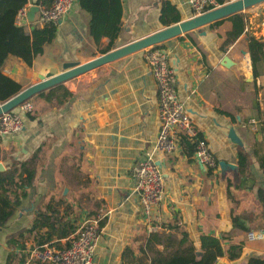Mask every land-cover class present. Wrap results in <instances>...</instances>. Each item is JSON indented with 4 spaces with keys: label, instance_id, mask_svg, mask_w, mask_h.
<instances>
[{
    "label": "crops",
    "instance_id": "obj_1",
    "mask_svg": "<svg viewBox=\"0 0 264 264\" xmlns=\"http://www.w3.org/2000/svg\"><path fill=\"white\" fill-rule=\"evenodd\" d=\"M26 1L27 13L33 6H41L38 0ZM121 1V31L108 52L103 50L110 40L103 38L96 43L90 34L91 16L76 0L70 14L57 24L56 37L44 45L43 54L35 57L22 51V43H18L3 73L25 90L52 69L64 72L66 63L86 64L99 58V50L103 56L194 18L186 0ZM234 1L226 0L223 5ZM246 13L244 33L225 49L233 28L227 19L162 43L176 71L178 96L207 141L216 168L206 171L195 163L194 147L186 140L179 142L173 154L153 156L162 166L165 180L158 233H173L178 239L186 233L198 249L202 236L226 238V248L243 245L239 260L220 258L216 264L246 263L252 255L264 258V238L251 241L248 236L264 233V206L259 202V190L264 191L259 160L264 156V118L256 109L257 104L264 112V60L257 65L259 74L255 77L249 52L250 38L264 43V9L252 13L250 8ZM38 18L39 13L34 22L23 18L27 33L24 44L32 43ZM244 52L249 53L251 62H243ZM62 85L71 94L68 100L59 104L54 97L59 92L51 95L57 86L44 91V96H34V111L24 118V130L1 137L0 148L8 153L0 159L4 166L11 163L10 157L24 161L40 148L46 150L47 160L28 197L0 231V264L19 261L38 244L35 235L24 234L23 241L17 237L11 247L7 246L12 234L32 227L38 207L50 204L77 229L86 220L102 218L93 264H138L150 233L135 188L134 168L151 152L161 126L158 88L144 52L105 64ZM238 146L251 157V176L239 171ZM13 147H21L23 157L10 150ZM3 207L0 198V213ZM74 208L76 214L84 215L79 226V219H73ZM244 214L257 216L253 224L243 221L250 231L233 226L232 217ZM126 250L132 252L124 258Z\"/></svg>",
    "mask_w": 264,
    "mask_h": 264
},
{
    "label": "trees",
    "instance_id": "obj_2",
    "mask_svg": "<svg viewBox=\"0 0 264 264\" xmlns=\"http://www.w3.org/2000/svg\"><path fill=\"white\" fill-rule=\"evenodd\" d=\"M56 0H38V5L51 8ZM82 9L91 16L90 34L99 45L103 38H108L110 44L103 53L111 50L114 41L118 38L121 31L123 7L121 0H78ZM219 5L226 3V0H217ZM26 0H0V102L4 103L23 91V86L12 80L3 73V66L13 51L16 44L22 43V51L33 54L35 57L43 54V47L50 43L57 34V24L37 26L32 32V43L24 44L27 33L22 26L16 24V17L25 8ZM166 12H164L165 14ZM227 20L233 24L232 31L228 33L223 49L236 42L245 31L246 18L242 13L236 14ZM162 16V22H164ZM223 21L215 22L218 25ZM249 52L252 57L254 76H258L257 65L264 60V43L250 38ZM59 92L57 102L63 103L68 100L71 94L64 89L63 85H58L51 90V95ZM42 92L39 96H44ZM259 115L264 118V112L256 104ZM262 131L264 133V121ZM2 138L0 136V145ZM51 147V145L49 146ZM238 165L242 175L250 174L251 157L242 146H238ZM194 152V148H193ZM10 164L5 166L4 171H0V198L4 202V207L0 213V231L11 220L21 201L28 197L29 189L36 184L38 175L44 169L47 160V152L40 148L27 160H19L14 157L9 158ZM262 169L264 170V156L259 158ZM259 202L264 206V191L259 190ZM264 215V212L262 213ZM58 210L53 205L46 208H37L35 220L31 228L21 230L9 237L8 247L12 240L23 237L24 234L35 235L38 245L55 242L61 246V240L67 239L69 244L70 236L73 235L77 227L64 220ZM250 224L255 222V216L250 214L232 217L233 226L236 229L250 231L245 227L243 221ZM101 225V224H100ZM226 238L213 236H202L200 238L199 249L194 247L186 233L180 239L173 233L170 234H150L145 248H142L143 259L138 264H216L218 259L227 258L229 261H237L243 253V245L238 244L226 248L224 246ZM162 246L161 251L158 247ZM132 250H126L123 254L127 258ZM11 259V256H10ZM26 257L23 255L17 264H24ZM9 264V263H8ZM240 264H264V258L250 256L246 263Z\"/></svg>",
    "mask_w": 264,
    "mask_h": 264
},
{
    "label": "built area",
    "instance_id": "obj_3",
    "mask_svg": "<svg viewBox=\"0 0 264 264\" xmlns=\"http://www.w3.org/2000/svg\"><path fill=\"white\" fill-rule=\"evenodd\" d=\"M76 0H56L51 8L40 6L37 20L39 26L58 24L70 14ZM192 8L194 18L202 16L222 5L217 0H186ZM27 16L22 9L16 17V24L23 26V18ZM144 59L158 88V113L160 131L150 153L146 154L138 166L134 168L136 192L150 234L160 232V206L165 198V180L162 166L153 158L156 153L173 154L182 140L194 147L192 158L206 171L216 168L207 141L195 128L189 110L180 100L177 92V75L170 60V55L162 44L143 50ZM243 62H251L248 52L242 55ZM34 111V105L28 100L14 111L0 116V136H14L24 130V118ZM101 217L91 218L83 222L70 239L69 244L61 246L55 242L31 246L27 251L24 264H93L97 243L101 236ZM249 239L262 240L263 232H251Z\"/></svg>",
    "mask_w": 264,
    "mask_h": 264
},
{
    "label": "water",
    "instance_id": "obj_4",
    "mask_svg": "<svg viewBox=\"0 0 264 264\" xmlns=\"http://www.w3.org/2000/svg\"><path fill=\"white\" fill-rule=\"evenodd\" d=\"M264 3V0H236L227 3L221 7L212 10L202 16L192 18L175 26L166 28L150 37L131 43L122 48L109 52L95 60L80 65L76 62H70L63 65L64 72L58 73L57 69H52L46 75H40V82L21 91L8 101L0 104V116L4 113L14 111L24 102L31 100L34 96L58 85H62L76 77L88 73L105 64L114 62L128 55L143 51L146 48L165 43L173 38L183 34L201 29L215 22L230 18L236 14L243 13L246 10ZM40 14V6H33L28 10L27 18L30 22L35 21V16ZM204 34V33H203ZM252 78L249 79L251 81ZM5 166L0 163V171H4Z\"/></svg>",
    "mask_w": 264,
    "mask_h": 264
},
{
    "label": "rangeland",
    "instance_id": "obj_5",
    "mask_svg": "<svg viewBox=\"0 0 264 264\" xmlns=\"http://www.w3.org/2000/svg\"><path fill=\"white\" fill-rule=\"evenodd\" d=\"M264 9V3H261V4H259V5H257V6H255V7H253V8H251V12L252 13H262V10ZM242 14H244V15H246L247 13L246 12H243ZM102 56V54H101V51L99 50L98 52H97V54H96V57H101ZM82 65V64H81ZM90 72H92V71H90ZM90 72H88V73H90ZM261 72H263V71H261ZM85 74H87V73H85ZM84 75V74H83ZM82 76V75H81ZM78 77H80V76H78ZM78 77H76V78H78ZM75 78V79H76ZM0 104H1V102H0ZM29 116H31V115H29ZM14 149H10V150H13L14 152L17 150V152L19 153V156L20 157H23V152L21 151V147H13ZM9 152H12V151H9ZM8 157V153H6L5 151H3L1 148H0V159L2 160L3 158H7ZM76 209L74 208V213L75 214H73V219H79V222H77V225L79 226L81 223H82V217H84V215L82 216V215H80L81 213H77L76 214ZM254 216V215H253ZM257 220V216H255V221ZM19 238V237H18ZM22 241H23V239L22 238H20ZM12 242H14V240H12L11 242H10V244H12ZM19 257V256H18ZM17 261H18V258L14 261V263L13 264H16L17 263ZM16 262V263H15Z\"/></svg>",
    "mask_w": 264,
    "mask_h": 264
},
{
    "label": "bare ground",
    "instance_id": "obj_6",
    "mask_svg": "<svg viewBox=\"0 0 264 264\" xmlns=\"http://www.w3.org/2000/svg\"><path fill=\"white\" fill-rule=\"evenodd\" d=\"M248 10H249V9H248ZM248 10H246V11H248ZM246 11H245V12H246Z\"/></svg>",
    "mask_w": 264,
    "mask_h": 264
}]
</instances>
